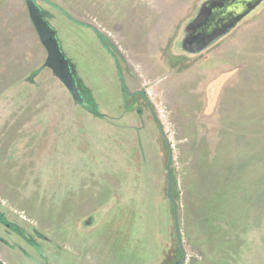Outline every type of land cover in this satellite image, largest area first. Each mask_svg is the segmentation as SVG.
I'll return each instance as SVG.
<instances>
[{
	"label": "rangeland",
	"instance_id": "374dc122",
	"mask_svg": "<svg viewBox=\"0 0 264 264\" xmlns=\"http://www.w3.org/2000/svg\"><path fill=\"white\" fill-rule=\"evenodd\" d=\"M40 5L49 15L50 25L54 16L49 10L63 14L57 9L64 8L63 0H40ZM226 39L215 52L194 58L195 61L176 53L172 63L181 61L179 69L195 63L164 82L165 87L152 96V109L162 124L173 156L171 195L177 205L184 264H264V11ZM172 41L168 49H172ZM59 44L83 82V78L92 77L90 70H100L93 58L89 63L84 60V68L76 67L64 51L65 40ZM42 54L40 73L33 84L26 82V111L37 109L39 104L41 111L89 113L74 102L49 69L43 68L46 58L43 47ZM92 96L100 110L93 93ZM138 109L139 113L132 110L138 114L133 123L139 132L136 184L110 197L95 211L100 224H107L91 238L89 246L77 240L67 247L65 242L57 244L46 237L40 241L42 248L38 252L14 234L13 238L39 264H177L180 261L173 207L166 197L168 145L140 97ZM111 119L107 118L106 122H112ZM64 130L59 133L61 147L66 146L64 137L75 139L74 129L71 128L70 135ZM77 147L90 174L97 166L86 158L85 146L78 143ZM60 152L64 153L61 149ZM53 185L51 188L56 189ZM83 189L86 196L93 194V189L91 192L88 187ZM96 195L101 202L109 194L98 187ZM54 210H44L42 214L52 213L54 218ZM5 219L26 235L37 238V231L31 226ZM4 228L0 224V236L5 237ZM51 230L54 234L53 227ZM78 230L84 233L80 227ZM106 237H114V242L108 241L105 250L96 243L105 241Z\"/></svg>",
	"mask_w": 264,
	"mask_h": 264
},
{
	"label": "crops",
	"instance_id": "0c3cea01",
	"mask_svg": "<svg viewBox=\"0 0 264 264\" xmlns=\"http://www.w3.org/2000/svg\"><path fill=\"white\" fill-rule=\"evenodd\" d=\"M196 1L63 0L64 8H59L83 25L45 7L53 14L51 25L60 43L65 40L64 51L76 67L84 68L85 59L88 63L92 58L97 62L100 70H90L92 77L83 78V83L100 104V112L112 118V122L107 123L92 118L87 112L41 111L39 104L37 109L26 111V78L42 69V46L24 0H0V212L5 217L20 226H31L44 239L47 237L57 244L65 242L68 247L79 240L81 245L87 242L83 246H89L91 238L101 232L107 222L87 234L78 230L77 217L83 219L91 215L110 197L136 184L139 138L138 127L133 123L138 114L123 109L118 65L92 29L102 33L119 52L122 80L127 89L131 93L143 92L152 108V96L165 87L164 82L188 70L193 63L188 62L179 69L181 61L170 64L166 50L180 23L192 15ZM36 2L44 9L40 0ZM218 45L203 55L212 54ZM79 126L82 129H78ZM63 128L66 135L74 129L75 137H62L65 147L58 143ZM78 143L87 148L86 158L97 166L90 174ZM51 184H55L56 189H52ZM84 187L90 188V192L93 189V194L86 196ZM98 187L109 194L101 202L96 199ZM50 209H55V220L52 213L42 214ZM109 237L96 244L106 250L108 241L114 242V237ZM37 240L42 248L43 239ZM31 257L33 260L9 244L0 243V264H39L36 257Z\"/></svg>",
	"mask_w": 264,
	"mask_h": 264
},
{
	"label": "water",
	"instance_id": "95a60500",
	"mask_svg": "<svg viewBox=\"0 0 264 264\" xmlns=\"http://www.w3.org/2000/svg\"><path fill=\"white\" fill-rule=\"evenodd\" d=\"M24 3L38 40L46 52L43 68L49 69L53 77L63 84L75 103L82 104L83 98L78 88L75 69L64 55L54 28L44 18L34 0H24ZM262 11H264V0H197L192 15L180 25L171 48L183 47L186 56L197 58L230 37L238 27L258 16ZM148 108L162 139L168 145L166 197L173 207L174 231L182 255L177 264H184L185 251L179 231L177 205L171 195L172 151L156 113L149 104ZM100 223L94 212L80 220L78 226L82 232L89 234Z\"/></svg>",
	"mask_w": 264,
	"mask_h": 264
},
{
	"label": "trees",
	"instance_id": "16d2710c",
	"mask_svg": "<svg viewBox=\"0 0 264 264\" xmlns=\"http://www.w3.org/2000/svg\"><path fill=\"white\" fill-rule=\"evenodd\" d=\"M57 9H59L65 16H67V18H69L71 21H73L76 24H80L83 25V23L78 22L74 19H72L65 11H63L62 9H60L59 7H57ZM43 10V9H42ZM44 11V10H43ZM182 24V22L180 23V25ZM99 41V43L101 44V46L107 50L110 55H112L113 59L115 60V62L117 63L118 67V74L119 77L121 79V87H122V94H123V109L124 111H131V110H135V107L138 104V98L142 97L143 99H145V96L143 94V92H134L131 93L127 87L125 86V84L123 83V77H122V73H121V68L119 66V52L117 51L116 47L102 34L100 33L98 30L96 29H92ZM170 48V46L168 47ZM169 52L167 53V58L170 62V64H172L173 58L175 57V53H173L172 49H168ZM70 62V60H68ZM73 68L74 65L72 63H70ZM75 69V68H74ZM40 73V69L35 70L34 72H32L27 78H26V82H31L32 84L34 83L33 80L34 78ZM76 73V72H75ZM78 82H80L82 84V86L84 87V92L85 94H81L83 98V102H82V107L86 110H88L89 113H91L94 117L96 118H100L103 121H107V116L102 114L99 110V106L97 105V103L95 102V99L92 96L91 90L89 88H87L83 81L78 77ZM129 104V105H128ZM40 239H44V237L42 235L39 236ZM30 244L34 247L35 250H41L40 246L36 243L30 242ZM24 255L32 258L29 254L24 252ZM44 257V256H42Z\"/></svg>",
	"mask_w": 264,
	"mask_h": 264
},
{
	"label": "flooded vegetation",
	"instance_id": "af4514ba",
	"mask_svg": "<svg viewBox=\"0 0 264 264\" xmlns=\"http://www.w3.org/2000/svg\"><path fill=\"white\" fill-rule=\"evenodd\" d=\"M35 2H36V0H34ZM37 3V2H36ZM38 5V4H37ZM39 6V5H38ZM40 7V6H39ZM40 9H41V11H42V14H43V16H44V18L47 20V21H49L50 19H49V15L45 12V11H43L42 10V8L40 7ZM172 51H173V53H178V54H184V55H186V52H184V49H183V47H181V48H179L178 46L177 47H174V48H172ZM71 63V62H70ZM76 79H78V76H77V74H76ZM77 84H78V88H79V91H80V93L81 94H85V92H84V87L82 86V84L80 83V82H78V80H77ZM142 98V97H141ZM143 99V98H142ZM145 102L147 101V99H146V97H145V99H143ZM146 104H147V106H148V102H146ZM81 106H82V104H80ZM135 109H136V111L139 113L140 112V109H138V104H137V106L135 107ZM149 109V108H148ZM88 111V110H87ZM132 111V110H131ZM150 111V110H149ZM153 117V116H152ZM154 119V118H153ZM96 218L97 219H99V215H98V213L96 214ZM0 224L2 225V226H4L5 228H4V234H5V237L4 236H0V243L1 244H5V245H10V247H12L13 249H16V250H18V251H20L23 255H24V252L26 253V251L25 250H23L22 249V247H21V245H20V243H18V241L15 239V238H13V235L15 234V235H17V237H19L20 239H22V240H25L27 243H29V245H31L30 244V242H33V243H36V239H40L39 238V236H40V234L39 233H36V235H37V238L36 239H34L33 237H30V236H28V235H26L27 233H25V231H23L22 229H20L19 227H17L16 225H14V224H11V223H9L8 221H7V219H5V216L0 212ZM9 241V242H8ZM37 244V243H36ZM31 247H33L32 245H31ZM34 248V247H33ZM41 249V248H40ZM38 252H40V250H37ZM27 257V256H26ZM29 258V257H28ZM30 259H32V258H30ZM33 260V259H32Z\"/></svg>",
	"mask_w": 264,
	"mask_h": 264
}]
</instances>
